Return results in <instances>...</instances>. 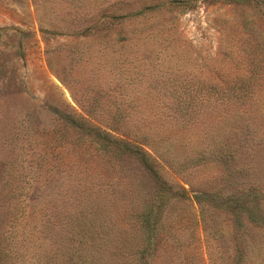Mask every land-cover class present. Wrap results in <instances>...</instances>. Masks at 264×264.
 <instances>
[{"label": "rangeland", "instance_id": "1", "mask_svg": "<svg viewBox=\"0 0 264 264\" xmlns=\"http://www.w3.org/2000/svg\"><path fill=\"white\" fill-rule=\"evenodd\" d=\"M175 1L0 0V264H53L96 205L124 227L120 264L151 207L152 264H264V0Z\"/></svg>", "mask_w": 264, "mask_h": 264}, {"label": "trees", "instance_id": "2", "mask_svg": "<svg viewBox=\"0 0 264 264\" xmlns=\"http://www.w3.org/2000/svg\"><path fill=\"white\" fill-rule=\"evenodd\" d=\"M224 3L245 4L255 0H213ZM173 3L181 4L180 0ZM234 102L231 99L222 100L221 105H229ZM118 116V115H116ZM115 116V118H117ZM237 115H235L236 117ZM122 116H118L116 120H121ZM166 118V117H164ZM167 122L186 126L190 119L186 118V114L181 112L180 116H173L170 119H165ZM136 131H145L141 128H133ZM95 139L98 147L102 148L107 153L119 148L122 151H131L135 155L142 156L146 161L155 159V152L151 149L145 150L143 145H137V149L129 148V144H134L129 141V137H114L102 132L95 133ZM146 139L150 142L155 140V133L150 131V135H146ZM135 145V144H134ZM161 204H165V199L161 198ZM159 212L161 205L158 206ZM157 210L154 207L143 212V214L134 217V222L131 225L139 230V240L135 242V250L133 251V260L135 264H152L154 255L158 249L159 226L158 218L155 219ZM139 217V219H137ZM119 215L113 211H107L104 205H96L93 208H88L75 215L70 222L62 227V232L65 234L57 246L52 256L53 264H120L117 261L118 256H121L125 250L131 249L130 242L124 241L123 226L118 220ZM129 219V218H128ZM264 225V218L262 220ZM133 228V229H134ZM129 259H126L128 261ZM126 262L125 264H133Z\"/></svg>", "mask_w": 264, "mask_h": 264}]
</instances>
